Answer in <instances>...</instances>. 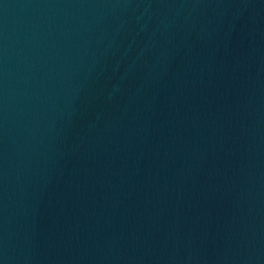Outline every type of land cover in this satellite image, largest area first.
<instances>
[{
  "label": "water",
  "instance_id": "obj_1",
  "mask_svg": "<svg viewBox=\"0 0 264 264\" xmlns=\"http://www.w3.org/2000/svg\"><path fill=\"white\" fill-rule=\"evenodd\" d=\"M0 264H264V0H0Z\"/></svg>",
  "mask_w": 264,
  "mask_h": 264
}]
</instances>
